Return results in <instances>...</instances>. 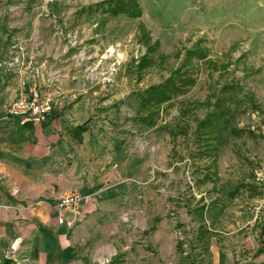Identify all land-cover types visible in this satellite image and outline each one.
<instances>
[{"label": "rangeland", "instance_id": "374dc122", "mask_svg": "<svg viewBox=\"0 0 264 264\" xmlns=\"http://www.w3.org/2000/svg\"><path fill=\"white\" fill-rule=\"evenodd\" d=\"M103 1L0 0V108L29 76L49 95H92V116L123 133L130 193L92 248L104 264H217L222 252L264 264V0H137L138 18ZM142 29L158 43L143 70ZM186 57L195 84L142 121L139 92ZM217 98L232 110L223 141L199 147Z\"/></svg>", "mask_w": 264, "mask_h": 264}, {"label": "crops", "instance_id": "0c3cea01", "mask_svg": "<svg viewBox=\"0 0 264 264\" xmlns=\"http://www.w3.org/2000/svg\"><path fill=\"white\" fill-rule=\"evenodd\" d=\"M47 85L28 76L7 103L37 86L45 93ZM45 94L51 110L39 120L0 108V247L10 264H104L92 248L109 239L105 226L124 212L130 193L124 135L92 116V95ZM73 191L83 198L86 217L70 227L58 222L56 204ZM260 261L252 256L244 262ZM237 262L223 252L216 260Z\"/></svg>", "mask_w": 264, "mask_h": 264}, {"label": "trees", "instance_id": "16d2710c", "mask_svg": "<svg viewBox=\"0 0 264 264\" xmlns=\"http://www.w3.org/2000/svg\"><path fill=\"white\" fill-rule=\"evenodd\" d=\"M103 6H105V11L110 13L112 16L116 15H127L129 17L138 18L142 15V10L139 6L137 0H105L101 2ZM142 42L147 46V53L140 61V69L143 70L144 68L152 65L154 60V54L157 51L158 43L156 41L152 42L151 36L149 35L146 29H142ZM197 51H194L192 55H194ZM198 53H203V50H198ZM205 58V55L202 56ZM185 64V65H183ZM183 66H179L177 69L171 72V75L164 80V82L158 85H151L149 88L145 89L142 92H139V99L140 104L143 110H147V115L142 116V121H148L149 119L152 120L151 124H153L154 116L157 114L159 115V107L169 100H171L174 96L183 94L186 90L193 86L196 82V74L193 72L194 66L188 65L187 57L184 60ZM226 102L222 98H217L216 102L214 103V110L213 114H215L216 118L213 120L207 118L200 123L198 126L197 131V143L200 146H210L211 148L217 147L223 141V132L227 127V124L218 126L222 119L227 118L230 113L231 109L226 107ZM154 107L156 110H154ZM152 109V110H151ZM209 119V120H208ZM214 126L213 132L208 130L211 126ZM85 129V126H81L79 130ZM219 132V137L217 135L213 137L211 135L215 134V131ZM212 139L213 143H219L218 145L207 144V141L203 143V139ZM7 264H10V261H7Z\"/></svg>", "mask_w": 264, "mask_h": 264}, {"label": "built area", "instance_id": "2783aa9c", "mask_svg": "<svg viewBox=\"0 0 264 264\" xmlns=\"http://www.w3.org/2000/svg\"><path fill=\"white\" fill-rule=\"evenodd\" d=\"M51 99L45 93L34 87L29 94L20 96L10 103L8 113L20 115L23 119L39 120L51 110ZM83 198L78 192H70L64 195L56 204L57 220L59 223H67L73 227L85 219L82 208ZM259 211L264 214V200L259 205Z\"/></svg>", "mask_w": 264, "mask_h": 264}]
</instances>
